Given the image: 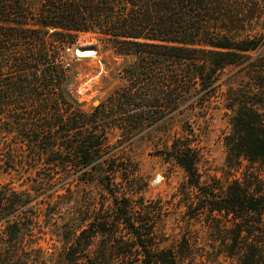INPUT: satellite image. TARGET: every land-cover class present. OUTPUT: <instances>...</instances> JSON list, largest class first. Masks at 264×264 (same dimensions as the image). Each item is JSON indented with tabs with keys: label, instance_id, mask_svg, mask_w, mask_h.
I'll use <instances>...</instances> for the list:
<instances>
[{
	"label": "trees",
	"instance_id": "16d2710c",
	"mask_svg": "<svg viewBox=\"0 0 264 264\" xmlns=\"http://www.w3.org/2000/svg\"><path fill=\"white\" fill-rule=\"evenodd\" d=\"M259 2L0 0V147L13 126L30 161L60 166L83 183L99 176L109 198L68 226L62 264L201 263L184 237L186 253L159 247L141 200L122 193L120 206V181L109 179L120 171V154L108 132L131 139L164 120L179 121L165 153L185 174L188 206L205 213L207 226L221 222L227 256L264 264V114L252 81L264 75L257 53L264 40L247 34L248 4L257 15ZM85 33L122 59L120 86L89 110L71 91L75 74L65 63ZM230 68L236 72L222 80ZM236 74L241 89L227 83ZM222 85L228 174L213 186L197 170L192 119L205 117ZM29 201L26 191L0 186V264H19L32 247H24L35 224Z\"/></svg>",
	"mask_w": 264,
	"mask_h": 264
},
{
	"label": "rangeland",
	"instance_id": "374dc122",
	"mask_svg": "<svg viewBox=\"0 0 264 264\" xmlns=\"http://www.w3.org/2000/svg\"><path fill=\"white\" fill-rule=\"evenodd\" d=\"M248 8L252 10L253 6L248 4ZM249 10L248 16L253 17H249L247 34L264 40V0L259 2L257 15ZM84 46L94 47V55L76 54V49ZM257 53L264 54V51ZM66 58L65 63L70 64L75 74L70 89L78 101L84 103L85 109L95 107V103L98 105L113 88L120 86L122 59L98 43L94 35L79 34ZM235 72L236 69H227L222 80ZM261 76L252 81L260 87L259 100L263 104L260 110L264 114V75ZM240 78L236 74L227 83L241 89L244 86L238 85ZM225 86H221L223 94L212 103L205 117L192 119L197 170L201 180L213 186L225 185L228 174L224 168L223 144V137L229 131L228 113L226 115L222 108ZM11 131L4 136V145L0 147L3 150L0 151V186L28 193L35 222L24 244L26 248L27 245L32 247L22 253L19 264H62L66 257L63 246L68 226L82 218L85 208L108 204V195L100 185L99 176H92L83 183L76 179L75 173L71 175L60 166L30 161L32 153L26 141L16 134L13 126ZM108 134L111 151L120 154L119 175H109L111 181L114 178L120 181V206L122 193L132 195L133 204L141 200L154 226L155 243L159 247L177 248L186 253L181 242L184 237L191 252L203 258L199 263L200 257H197L193 264H239L235 257L224 253L225 230L221 222L217 229L207 226L205 213L188 206L191 191L185 174L165 153L172 138L179 134L178 120H164L131 139L123 138L117 131ZM7 156H10L9 165L4 161Z\"/></svg>",
	"mask_w": 264,
	"mask_h": 264
},
{
	"label": "bare ground",
	"instance_id": "6f19581e",
	"mask_svg": "<svg viewBox=\"0 0 264 264\" xmlns=\"http://www.w3.org/2000/svg\"><path fill=\"white\" fill-rule=\"evenodd\" d=\"M76 54H78L80 56H93L94 55V49L92 46L78 47L76 49Z\"/></svg>",
	"mask_w": 264,
	"mask_h": 264
},
{
	"label": "water",
	"instance_id": "95a60500",
	"mask_svg": "<svg viewBox=\"0 0 264 264\" xmlns=\"http://www.w3.org/2000/svg\"><path fill=\"white\" fill-rule=\"evenodd\" d=\"M93 49H94V47H93ZM97 106V103H95V107Z\"/></svg>",
	"mask_w": 264,
	"mask_h": 264
}]
</instances>
